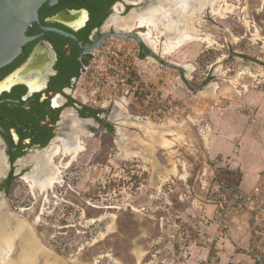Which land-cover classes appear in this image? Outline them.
<instances>
[{
  "label": "rangeland",
  "instance_id": "374dc122",
  "mask_svg": "<svg viewBox=\"0 0 264 264\" xmlns=\"http://www.w3.org/2000/svg\"><path fill=\"white\" fill-rule=\"evenodd\" d=\"M225 1L231 5L226 17L210 18L203 11L205 16L197 22L206 40L187 42L163 57L180 67L195 66L186 76L187 81L183 80L181 92H177L176 84H170L167 108L161 112L143 104L129 105L130 113L139 116L140 121L177 131L165 135L174 140V146H156L150 151L143 143L149 141L154 146L153 142L132 125L122 130L121 139L112 133L87 130L80 136L85 150L70 166L62 168V182L49 193L35 197L25 180L15 179L6 198L9 215L26 219L35 228L32 264H194V255L201 256L202 247L208 245L211 260H216L222 219L209 215L206 207L217 204L219 208L216 201L228 207L223 210L229 212L228 226L232 210L248 211L237 208L238 187L221 178L223 172L231 170L223 165L222 155L212 149V139L218 132L217 116L226 114L233 99L246 113L260 109L259 101L264 103L263 0ZM221 4L225 5L224 1ZM135 30L147 31V27ZM257 30L259 38L253 37ZM159 38L162 52L167 37ZM184 71L186 74L187 69ZM213 83H218L217 89ZM204 84L206 96L197 90ZM208 89L213 93L209 94ZM130 134L137 137L135 145L143 146L146 157L135 156L122 146ZM56 159L59 163L60 158ZM248 212L250 247L246 250L236 243L237 251L258 257V252H264V222L257 223L253 213ZM11 222L8 228L19 235L14 219ZM22 237L13 242V264H22L23 252L28 248ZM44 246L56 255L40 251L39 247Z\"/></svg>",
  "mask_w": 264,
  "mask_h": 264
},
{
  "label": "flooded vegetation",
  "instance_id": "af4514ba",
  "mask_svg": "<svg viewBox=\"0 0 264 264\" xmlns=\"http://www.w3.org/2000/svg\"><path fill=\"white\" fill-rule=\"evenodd\" d=\"M103 1L107 3L109 15L102 24L92 28H90L92 25L90 10L97 7L98 2L91 0H56L53 3L51 0H46L38 11L40 24L43 27H54L74 35L82 48H88L103 38L105 34L112 32H131L138 34L143 40L140 31L135 30V27L130 30L119 25L120 20L132 10H144V8L154 4L159 5V3L163 5L171 3L172 5H167V8L171 10L178 4L184 9H189L191 4L199 0ZM262 2L264 3V0ZM210 10V8H205L204 13L212 18L214 14ZM65 12L71 16L64 17L62 21L57 20V16ZM202 12L198 10L197 19L205 16ZM194 24L197 27V21ZM25 35L32 39L25 42L22 51L13 61L0 68V75H3L2 68L8 65L13 66V69L0 79V82L6 81L5 87L0 89V229L5 232L7 230L10 236L12 233L15 234L13 229L8 228L12 225L11 218L14 216L9 215L11 213L6 198L16 178L25 180L30 186L24 176L35 175L36 162L29 160V157L32 155L47 157V152L57 141L78 147L79 142L82 141L81 134L86 133L87 130L112 133L114 137L117 135L116 137L121 139L122 128L127 130L130 125L124 123H131V120L134 122L133 118H135L123 117L120 109L113 104L93 108L76 97L80 58L84 53L81 54V48L73 39L55 31L42 30L35 24L28 26ZM143 42L146 49L141 48L146 54L161 56L153 52L144 40ZM36 52L39 53L37 65L29 71L28 77L23 81L11 83L9 79L25 67ZM22 58L24 60L21 62ZM177 65V72L182 80L187 81L188 76L184 75L185 66ZM144 107L158 108L155 105H144ZM86 110L90 111L89 114H84ZM158 110L162 112L163 107H159ZM142 121L148 123V121ZM109 124L114 127L112 131H110ZM69 128L73 131V136L67 135L66 131ZM138 129L146 136L143 129ZM53 140L55 141L49 146ZM83 150L85 147L79 149L77 157ZM56 158H59V155L55 156V162L58 163ZM57 183H54V186ZM53 187L47 191L37 188L35 197L41 193H49Z\"/></svg>",
  "mask_w": 264,
  "mask_h": 264
},
{
  "label": "bare ground",
  "instance_id": "6f19581e",
  "mask_svg": "<svg viewBox=\"0 0 264 264\" xmlns=\"http://www.w3.org/2000/svg\"><path fill=\"white\" fill-rule=\"evenodd\" d=\"M223 1L225 4L226 2L225 0H199L191 4L192 6L189 9H184L183 6H180L178 4L175 7H173L172 10L167 8V5H170L171 3H166L164 5L162 3H159V5L154 4L147 8H144V10H132L127 16L123 17L120 20L119 25L122 26L123 28H127L130 30L134 29V27L136 29L147 27V31H140V35L142 36L143 40L152 48L153 52L162 54L163 55L162 57L165 58V54H172L174 51H176L178 48H180L187 42L199 41L202 39L206 40V38H203L201 36L202 31L200 33L196 25L194 24L196 21L200 22V19H197V12L198 10L204 11L205 8H208V9L210 8L211 13H213L214 15L223 17L225 16L226 12L231 11V5L228 4L227 2L225 5L222 6L221 2ZM248 22L249 21H247L246 23ZM127 33H131V32H127ZM159 34L166 35L167 37V40L163 42L164 44L162 47L163 48L162 52L160 51L159 46H158L160 42ZM258 35L260 36V33L257 30L254 33L253 37H258ZM209 38L210 37H208L207 39ZM151 55L153 57H156L154 54H151ZM221 60L222 58H220L218 61L220 62ZM184 66L190 69V71L192 70V68L193 69L195 68V66L192 64H188V65L185 64ZM216 86L218 85L216 84ZM200 93L205 94V96L208 94L206 93V90L200 91ZM130 117L128 116V118ZM133 119L136 122L131 121V123H124V124H130L132 126H135L141 129L145 128L147 130L146 132L147 139L151 140L154 146H151L149 141H146V142L143 141L144 142L143 146L145 145L146 148H148L150 151H152V149H154L156 146L158 148L168 149L174 144L173 143L174 140L172 142L170 139L165 137L166 134L177 132L171 129L172 127H169V126L159 127V126L153 125L152 124L153 122L146 123V122L140 121V119H137V118H133ZM175 127L176 126H174V128ZM123 130H126V129H123ZM66 133L69 136H73V131L70 128L69 130L66 131ZM132 134L136 136L134 132ZM132 134L129 135L128 137L129 140H127V143L123 144L122 146L126 147L125 150L131 151V153L135 154V156L137 154H143V156H145L146 152L142 151L141 149L143 146L141 148L136 146L138 145L136 144V140H135L137 137L134 138ZM78 145H79L78 147H75V145H72L69 143L67 144L66 142H64L63 144H53L51 149H49V151L47 152V157L40 156V155H32L31 157H29V160H34L36 162L35 175L28 174V175H25L24 178L30 183V188L32 192L35 193V195H37V192H36L37 188H39V190L41 191H47L49 188L54 186V183L62 182V177H63L62 168L70 166L72 161L76 159L79 149H84L85 147L82 141L79 142ZM56 155H59V158H60L59 163L55 162ZM13 216L14 217L12 219H14L20 232H19V235H17V233L15 234L12 233V236H13L12 237L10 236L7 230L5 234H3L2 232L3 229L0 230V264H13V261L11 259L12 254L14 252L13 242L16 238L20 237L21 235L23 236L22 240L24 241V244L27 243V245L25 246H28L26 251L23 252L25 254L22 256V264L26 262L27 264H30V263L32 264L33 262H35L34 261L35 254H33L30 251H31V246L34 243L36 244L35 228L33 225L25 221L26 219L23 220L18 216H15V215ZM5 225L7 226V224ZM20 228H22L23 232L20 230ZM39 250L42 251L44 254L47 253L50 256L52 254L56 255L54 251H50L46 246L39 247Z\"/></svg>",
  "mask_w": 264,
  "mask_h": 264
},
{
  "label": "built area",
  "instance_id": "2783aa9c",
  "mask_svg": "<svg viewBox=\"0 0 264 264\" xmlns=\"http://www.w3.org/2000/svg\"><path fill=\"white\" fill-rule=\"evenodd\" d=\"M172 70L175 68L158 57L146 54L137 40L109 37L80 58L76 97L93 108L113 104L125 118L135 116L129 111L131 103L167 108L170 84L178 86L177 92L184 87L181 75ZM261 192L262 187L258 185L249 192L240 191L236 196L237 208H247L257 223L264 221ZM219 217L222 219L219 236L223 237L229 232V212L220 211Z\"/></svg>",
  "mask_w": 264,
  "mask_h": 264
},
{
  "label": "crops",
  "instance_id": "0c3cea01",
  "mask_svg": "<svg viewBox=\"0 0 264 264\" xmlns=\"http://www.w3.org/2000/svg\"><path fill=\"white\" fill-rule=\"evenodd\" d=\"M186 69L185 77L189 76V73L195 68L191 71L187 67ZM216 84L218 83L212 84L215 89L218 88ZM203 87L207 86L204 84L197 90L205 91L202 89ZM207 92L213 93L211 89H208ZM234 100H232V105L230 103L225 115L221 118L217 116L218 132L212 139V149L218 156L222 155L223 165L234 171L233 173L223 172L225 175L221 176L222 180L233 184L239 177L237 187L241 192H249L261 185L260 198L264 201V103L259 101L260 104H257V108L260 107V109L246 113L238 108L241 105L240 102L235 103ZM243 102H247V99L244 98ZM233 103L235 104L233 105ZM217 206V204H211L206 207L209 215L219 217V211L228 209L223 205H220L219 208ZM249 215L248 211L232 210L228 235L218 241L220 246L216 260H211V245H208L202 247L204 251L201 256L194 255L193 263L198 264L200 259V264H258L259 256L250 254V252L240 254L237 251L238 243L239 245L243 244L246 250L250 247Z\"/></svg>",
  "mask_w": 264,
  "mask_h": 264
},
{
  "label": "water",
  "instance_id": "95a60500",
  "mask_svg": "<svg viewBox=\"0 0 264 264\" xmlns=\"http://www.w3.org/2000/svg\"><path fill=\"white\" fill-rule=\"evenodd\" d=\"M45 1L46 0H0V68L13 61V59L16 58L22 51V46L25 44V42L32 39L26 37L25 35L26 29L31 24H35L42 30L55 31L61 35L73 39L75 43L81 48V54L92 50L94 47L109 37H133L139 42L140 46L144 50L146 49L143 40L138 34L127 32L107 33L103 36V38L91 44L88 48H82L80 42L74 35L54 27H43L40 24L38 11ZM54 1L56 0H51V3ZM70 16L71 15L69 13L65 12L57 16V20L62 21L64 17ZM155 56L158 57L157 55ZM38 58L39 53L36 52L32 55L27 65L9 79L10 82H19L27 78L29 71L37 65ZM158 59L169 66L178 68L176 63L168 62L160 57H158ZM5 82L6 81L0 82V89L5 87ZM216 202L220 205H223L221 201Z\"/></svg>",
  "mask_w": 264,
  "mask_h": 264
},
{
  "label": "trees",
  "instance_id": "16d2710c",
  "mask_svg": "<svg viewBox=\"0 0 264 264\" xmlns=\"http://www.w3.org/2000/svg\"><path fill=\"white\" fill-rule=\"evenodd\" d=\"M91 1L98 2V5L95 8L94 7L91 8V10H90L91 11V19H92V25L90 28H92L95 25L102 24L103 21L105 20V18L109 15V11L107 10V3H105V1H103V0H99V1L98 0H91ZM110 3H112V1ZM110 3H108V4H110ZM23 60H24V58H22L21 62ZM2 69H3V75H4V74L8 73L10 70H12L13 66L8 65L7 67L2 68ZM2 69H1V71H2ZM3 75H0V79L3 77ZM88 112H90V111L86 110L84 112V114H89ZM92 113H96V112L92 111ZM109 128H110V131H112L114 127L111 124H109ZM233 172L234 171H232V170L230 171V173H233ZM221 176H222V174H221ZM238 182H239V178L237 177L235 183L233 182L234 187L238 186ZM257 254L259 256L258 264H264V252H258Z\"/></svg>",
  "mask_w": 264,
  "mask_h": 264
}]
</instances>
